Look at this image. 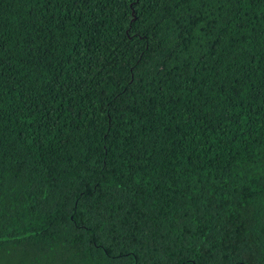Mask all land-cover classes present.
Segmentation results:
<instances>
[{
  "label": "trees",
  "instance_id": "trees-1",
  "mask_svg": "<svg viewBox=\"0 0 264 264\" xmlns=\"http://www.w3.org/2000/svg\"><path fill=\"white\" fill-rule=\"evenodd\" d=\"M0 264H264V0H0Z\"/></svg>",
  "mask_w": 264,
  "mask_h": 264
}]
</instances>
